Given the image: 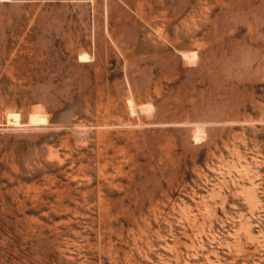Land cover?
<instances>
[{
	"label": "rangeland",
	"instance_id": "374dc122",
	"mask_svg": "<svg viewBox=\"0 0 264 264\" xmlns=\"http://www.w3.org/2000/svg\"><path fill=\"white\" fill-rule=\"evenodd\" d=\"M0 264H264V0H0Z\"/></svg>",
	"mask_w": 264,
	"mask_h": 264
},
{
	"label": "bare ground",
	"instance_id": "6f19581e",
	"mask_svg": "<svg viewBox=\"0 0 264 264\" xmlns=\"http://www.w3.org/2000/svg\"><path fill=\"white\" fill-rule=\"evenodd\" d=\"M184 55V54H183ZM198 133V132H197Z\"/></svg>",
	"mask_w": 264,
	"mask_h": 264
}]
</instances>
